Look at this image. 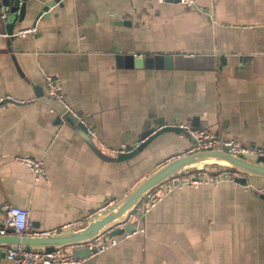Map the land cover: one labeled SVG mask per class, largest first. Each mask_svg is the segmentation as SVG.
<instances>
[{
    "label": "crops",
    "instance_id": "crops-1",
    "mask_svg": "<svg viewBox=\"0 0 264 264\" xmlns=\"http://www.w3.org/2000/svg\"><path fill=\"white\" fill-rule=\"evenodd\" d=\"M29 1L13 35L0 16V96L18 100L0 105V218L11 203L27 207L36 230L76 224L188 150L191 126L264 149V0H59L35 19L44 0ZM117 52L168 53L170 63L118 65ZM45 75L65 105L46 94ZM157 117L184 129L157 134L129 157L105 156ZM245 177L160 182L155 203L128 218L141 231L75 264H264V178ZM78 247L65 244L72 254ZM0 264L13 263L3 252Z\"/></svg>",
    "mask_w": 264,
    "mask_h": 264
},
{
    "label": "water",
    "instance_id": "water-1",
    "mask_svg": "<svg viewBox=\"0 0 264 264\" xmlns=\"http://www.w3.org/2000/svg\"><path fill=\"white\" fill-rule=\"evenodd\" d=\"M58 1L59 0H44L38 8H35L33 19L39 14H46L49 5ZM29 3V0H0L2 26L4 32L8 36L13 35L12 27L14 24L17 25L19 23L26 12ZM31 7H34V2L31 4ZM30 23H34V20H31ZM114 56L118 65L125 66L159 67L168 66L170 63V54L168 53L135 55L132 52H117ZM34 94H41L37 87H34ZM3 100H11V98L7 97ZM13 101L18 102V100ZM62 112L63 118L67 122H73L81 129L87 130L84 124L76 116L71 114V112H64V110ZM176 121L177 120L173 119L171 122H166L160 117L153 118L149 121L147 120L138 139L133 142L122 144L121 149L116 151L114 155L105 156L115 160L123 159L135 154L153 137L163 131H172L176 133L182 131L184 126ZM96 151L98 152V150ZM207 164L224 165L232 168L237 172L233 176V179L244 184L246 182V175H255L264 178V149H262L261 152H231L223 147H195L171 155L141 176L120 196L108 202L98 210L90 213L78 223L67 224L57 229L44 231L42 233H0V245H10L13 247L16 244H19L26 250L40 248L51 250L56 246L65 244L73 245L79 241L90 239L111 224L125 218L136 202L150 188L159 184L170 175L185 169ZM258 195L264 198V190L259 191ZM132 228L133 226L131 222L127 220L123 222L122 226H115L107 231L106 235L117 234L123 230H132ZM71 251L77 256H82L88 253V249L85 246L72 248ZM0 253H3V250H0Z\"/></svg>",
    "mask_w": 264,
    "mask_h": 264
},
{
    "label": "built area",
    "instance_id": "built-area-1",
    "mask_svg": "<svg viewBox=\"0 0 264 264\" xmlns=\"http://www.w3.org/2000/svg\"><path fill=\"white\" fill-rule=\"evenodd\" d=\"M178 2L192 6L194 0H177ZM2 13L0 14V16ZM29 28L19 29L16 32L22 33ZM46 83V94L58 101L63 105V99L61 93L55 88L52 80L48 75H45ZM9 96H0V105L7 102H14L15 98L11 100H3ZM10 98V97H9ZM77 118L83 123L82 118L77 115ZM84 124V123H83ZM184 126V124L179 123ZM86 129L93 134L91 129L84 124ZM189 132L192 135V143L189 149L195 147H223L231 152H243V151H256L261 152V148L256 146L247 145L240 142L238 139L232 136H222L213 134L208 131L204 126H191ZM118 148V150H120ZM116 150V151H118ZM19 159L24 162L32 171H40V165L38 160L28 156L21 155ZM237 172L230 167L224 165L207 164L199 167H192L174 173L163 180L167 188L180 187L183 185L196 186L200 183H209L212 185L224 179H231ZM160 184V183H159ZM160 195L152 193L150 188L133 206V208L127 213L125 218L114 224H111L105 228L102 232L93 236L90 239L79 241L73 245L85 246L88 249V255L100 251L117 241L118 234L127 235L136 230L141 231V227H133L132 230H123L117 234L106 235V232L111 230L115 226H122L123 222L127 221L132 215L133 211H137L138 217H140L149 206L153 205ZM3 214L0 218V233H15V234H29V233H42L43 230H36L30 227L28 220V209L25 206L3 203L2 204ZM4 255L9 258L13 264H75L83 256H77L65 249V245L53 247L51 250L40 249H24L21 245L16 244L15 246L3 245Z\"/></svg>",
    "mask_w": 264,
    "mask_h": 264
}]
</instances>
